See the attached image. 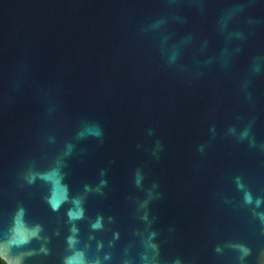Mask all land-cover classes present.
<instances>
[{"label": "water", "instance_id": "obj_1", "mask_svg": "<svg viewBox=\"0 0 264 264\" xmlns=\"http://www.w3.org/2000/svg\"><path fill=\"white\" fill-rule=\"evenodd\" d=\"M6 264H264V0H0Z\"/></svg>", "mask_w": 264, "mask_h": 264}, {"label": "trees", "instance_id": "obj_2", "mask_svg": "<svg viewBox=\"0 0 264 264\" xmlns=\"http://www.w3.org/2000/svg\"><path fill=\"white\" fill-rule=\"evenodd\" d=\"M0 264H6V263L0 258Z\"/></svg>", "mask_w": 264, "mask_h": 264}]
</instances>
